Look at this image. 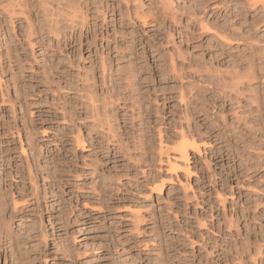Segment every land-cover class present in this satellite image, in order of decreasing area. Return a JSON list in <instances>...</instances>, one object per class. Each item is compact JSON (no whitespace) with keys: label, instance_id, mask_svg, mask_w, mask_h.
I'll return each instance as SVG.
<instances>
[{"label":"rangeland","instance_id":"374dc122","mask_svg":"<svg viewBox=\"0 0 264 264\" xmlns=\"http://www.w3.org/2000/svg\"><path fill=\"white\" fill-rule=\"evenodd\" d=\"M249 1L0 0V264H264Z\"/></svg>","mask_w":264,"mask_h":264},{"label":"bare ground","instance_id":"6f19581e","mask_svg":"<svg viewBox=\"0 0 264 264\" xmlns=\"http://www.w3.org/2000/svg\"><path fill=\"white\" fill-rule=\"evenodd\" d=\"M249 2H251V5H249V6H255L256 4H259L258 2H260V8H261V10L263 9V11H264V0H251V1H249ZM257 8V7H256ZM81 13V15H80V17H81V22H83V21H85V13L83 12V11H81L80 12ZM264 13V12H263ZM226 36V35H225ZM230 38V37H229ZM228 38V39H229ZM226 40H228L227 38H225ZM176 146H177V151H178V154H179V157L178 158H180V160H183V162H185L186 164L183 166V168L185 169V166H186V168L187 167H189V164H188V161H189V149H193L194 151H199L198 149H199V144L197 143V141H196V139H194V137H189L188 135H182L178 140H177V142H176ZM192 150V151H193ZM177 154V155H178ZM167 157V156H166ZM176 157V156H175ZM176 157V158H177ZM174 158V157H173ZM167 159V161L169 162V158L167 157L166 158ZM161 159H159V161H160ZM175 160V159H174ZM179 160V159H178ZM179 160V161H180ZM171 161V160H170ZM177 163V162H176ZM176 163H173V164H170L169 165V167L171 168V169H173L174 167H177V165H175L174 166V164H176ZM179 163V162H178ZM181 163V162H180ZM179 163V164H180ZM178 166H180V165H178ZM182 167V166H181ZM175 169V168H174ZM188 169H186V171H187ZM158 185V184H157ZM157 185H156V187H157ZM162 185H159L158 187H157V193H160L161 192V187ZM2 199V198H1ZM2 201L0 200V210H2ZM1 217V216H0ZM4 221V220H3ZM5 222V221H4ZM3 222V223H4ZM8 222H10V221H8ZM8 225V224H7ZM11 225V224H10ZM2 226V225H1ZM6 226V225H5ZM8 227V226H7ZM10 227V226H9ZM6 230V229H5ZM7 234H8V232H7ZM6 236V235H5ZM8 237H9V235H7ZM10 242V241H9ZM13 243V242H12Z\"/></svg>","mask_w":264,"mask_h":264}]
</instances>
